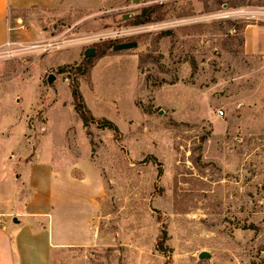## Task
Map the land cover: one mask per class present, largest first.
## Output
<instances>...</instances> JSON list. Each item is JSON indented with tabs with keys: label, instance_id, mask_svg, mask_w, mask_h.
Returning a JSON list of instances; mask_svg holds the SVG:
<instances>
[{
	"label": "rangeland",
	"instance_id": "1",
	"mask_svg": "<svg viewBox=\"0 0 264 264\" xmlns=\"http://www.w3.org/2000/svg\"><path fill=\"white\" fill-rule=\"evenodd\" d=\"M144 5L159 19L133 24ZM39 24L54 44L0 59V80L44 66L27 114L33 154L51 119L50 142L89 156L105 181L96 243L53 264H264V53L245 49L248 26L264 42V0H102ZM92 49L87 73H59ZM75 84L120 133L84 124Z\"/></svg>",
	"mask_w": 264,
	"mask_h": 264
},
{
	"label": "crops",
	"instance_id": "2",
	"mask_svg": "<svg viewBox=\"0 0 264 264\" xmlns=\"http://www.w3.org/2000/svg\"><path fill=\"white\" fill-rule=\"evenodd\" d=\"M101 5L102 0H0V46L7 41L43 43L50 38L40 29L41 19L92 13ZM252 26L245 30L246 52L264 53V42L252 39ZM44 68L36 65L30 79L0 80V264H53L59 250L93 246L97 239L105 192L97 164L64 144L51 143L49 135L57 129L51 119L34 154L27 138V114L38 99L37 75ZM28 88L35 98L29 99Z\"/></svg>",
	"mask_w": 264,
	"mask_h": 264
},
{
	"label": "trees",
	"instance_id": "3",
	"mask_svg": "<svg viewBox=\"0 0 264 264\" xmlns=\"http://www.w3.org/2000/svg\"><path fill=\"white\" fill-rule=\"evenodd\" d=\"M158 7L155 5L150 6H143V8L140 10V12L135 15V19L133 24L135 25H141L146 23H151L154 21H157L159 19L157 13ZM108 46H111L108 45ZM116 46V45H114ZM113 46V47H114ZM105 54V51L103 52ZM96 55V54H95ZM95 55L92 56H85L86 59H84L80 64L76 65L75 67H60L59 73H64L69 71V69L76 70L80 74H85L89 71V69L94 65V58ZM73 95L76 100V109L78 110L80 117L82 118L84 124L87 126L91 122H98L100 126L103 128H107L110 130L115 131L116 133H120L119 127L117 124H115L110 119L104 118V119H97L91 112V110L87 107L85 100L83 98V95L79 89V85L75 84L73 88Z\"/></svg>",
	"mask_w": 264,
	"mask_h": 264
},
{
	"label": "built area",
	"instance_id": "4",
	"mask_svg": "<svg viewBox=\"0 0 264 264\" xmlns=\"http://www.w3.org/2000/svg\"><path fill=\"white\" fill-rule=\"evenodd\" d=\"M21 28H25V26L21 25ZM45 44L34 43L29 45H22L20 43L7 41L4 45L0 46V59H14L16 57L25 56L26 54H31V52L33 53L38 51L42 47H44V50H46L48 49V47H51L54 43H49L46 45ZM220 114L223 115L224 112L221 110Z\"/></svg>",
	"mask_w": 264,
	"mask_h": 264
},
{
	"label": "water",
	"instance_id": "5",
	"mask_svg": "<svg viewBox=\"0 0 264 264\" xmlns=\"http://www.w3.org/2000/svg\"><path fill=\"white\" fill-rule=\"evenodd\" d=\"M135 46H137L136 42H128V43L118 44L114 47H116L119 50H122V49H127V48H133ZM92 55H95V51H93V49L88 51L85 56H92ZM55 78H56L55 75L51 74L48 80L51 83L55 80ZM208 256H209V253L206 251H203L200 253V258H204V257H208Z\"/></svg>",
	"mask_w": 264,
	"mask_h": 264
}]
</instances>
